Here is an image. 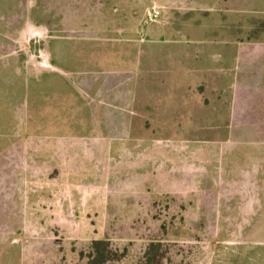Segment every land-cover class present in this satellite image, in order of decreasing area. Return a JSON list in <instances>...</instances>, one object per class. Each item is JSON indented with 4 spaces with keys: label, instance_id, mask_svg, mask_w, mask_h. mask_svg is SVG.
<instances>
[{
    "label": "rangeland",
    "instance_id": "374dc122",
    "mask_svg": "<svg viewBox=\"0 0 264 264\" xmlns=\"http://www.w3.org/2000/svg\"><path fill=\"white\" fill-rule=\"evenodd\" d=\"M67 1L63 3H72ZM73 3L70 9L65 4L57 9L65 11V17L82 18L72 21L77 30L72 37L59 40L64 48L59 60L63 71H70L69 77L82 83L93 81L103 87L106 81V92L112 93L113 86L118 85V91L123 88L118 82L119 73H127L124 97L128 104L124 101V114L131 127L127 135L103 130L109 151L105 154L100 146L89 151L84 148L89 145V134L83 127L80 133L73 132L69 125L74 118L71 116H75L73 111L66 109L63 114L59 111L61 103L55 107L53 116L59 112L62 115L51 127L59 129L54 135L60 142L64 140L66 148L70 146L67 139L72 138L82 146L81 177L73 184L74 197H65L64 211L56 207L42 237H37V229L21 230L24 234L32 231V241L40 239V245L29 244L26 236L28 242L18 245L17 254L12 253L10 258L18 256L17 264H89L92 243L107 240L120 257L111 264H148L144 259L146 250L157 242L163 246L161 264H264V182L255 180L259 186L255 193L257 212L244 213L241 210L247 206L239 195L244 190H238L237 181L223 180L224 175L217 171L219 146L228 142L225 151L244 150L251 142L249 134L215 131L202 125L209 111L198 97L202 79L197 78L193 82V125L180 132L169 122L168 101L158 99L160 90L156 91L154 79L145 77L155 67L154 51L167 55L168 48L176 43L168 24H180L176 18H182L189 7L177 8L181 14L178 17L168 0ZM189 6L200 8L196 3ZM155 11L160 13L158 18L152 16ZM24 23L18 27L17 36L1 37L0 43L16 45L22 50L17 55L24 61L41 64L35 57V43L47 52L57 38L39 25ZM202 39L199 34L192 37L194 43ZM158 65L167 67L166 63ZM51 79L44 96L57 98L72 93V85L66 84L62 76ZM211 103L215 104L214 100ZM81 119L84 121V117ZM34 120L38 122L36 117ZM91 138L99 144L102 133L96 132ZM249 167L241 169L248 168L247 172ZM243 173L241 170L232 175L242 179Z\"/></svg>",
    "mask_w": 264,
    "mask_h": 264
},
{
    "label": "crops",
    "instance_id": "0c3cea01",
    "mask_svg": "<svg viewBox=\"0 0 264 264\" xmlns=\"http://www.w3.org/2000/svg\"><path fill=\"white\" fill-rule=\"evenodd\" d=\"M68 1L72 3L0 0V38L17 36V29L24 22H29L28 26L39 25L38 28L57 38L50 46L51 51L40 48V55L35 54L41 64L24 61L23 56L17 55L22 50H17L16 45L0 43V264H17L18 256L10 257L17 254L18 245L28 241L40 245V239L32 241V231L24 234L21 230L37 229V237H42V230L48 229L51 215L58 210L56 207L61 206L60 211H64L65 197H74L73 184L82 172V146L76 145V139L72 138L67 139L70 146L66 148L64 140L60 142L54 135L59 129L51 127L62 115L59 112L53 116L55 107L61 103L59 111L63 114L66 109L73 111L75 116H71L74 118L69 125L73 132L80 133L83 127L89 134L86 138L89 145L84 147L89 151L100 146L106 154L110 146L105 143L104 131L127 135L131 127L124 114V101L128 104L124 97L127 73L113 74L120 78L118 82L123 88L118 91V85L113 86L112 93L106 92V81L103 87L93 81L82 83L70 78V71H63L59 60L64 48L59 40L72 37L77 31L72 21L82 19L65 17V11H57L64 4L72 8L75 3ZM168 3L172 12L178 13L181 6L189 8L185 7L182 18H176L181 20L180 24H168L176 43L168 48L167 55L154 51L155 67L145 77L154 79L156 91L160 90L158 99L168 101L169 122L180 132L193 125V121L190 123L193 82L197 78L202 79L198 97L205 101L204 107L209 111L204 121L202 118V125L215 131L249 134L251 142L244 150L225 151L228 142L219 146L217 171L224 175L223 180L237 181L238 190H244L239 195L247 207L241 211L255 213L257 182H264V0H168ZM194 3L200 8L192 9L189 5ZM194 34L203 39L194 43ZM159 63H166L167 67ZM61 76L66 84L72 85V93L57 98L44 96L53 82L51 77ZM155 124L162 126L160 121ZM96 132L102 133L103 139L99 140L102 143L94 144L89 139ZM244 165L250 166L249 171L241 169ZM241 170L245 175L242 179L233 177L232 173Z\"/></svg>",
    "mask_w": 264,
    "mask_h": 264
},
{
    "label": "trees",
    "instance_id": "16d2710c",
    "mask_svg": "<svg viewBox=\"0 0 264 264\" xmlns=\"http://www.w3.org/2000/svg\"><path fill=\"white\" fill-rule=\"evenodd\" d=\"M163 246L160 242L151 243L145 253L148 264H161L164 260ZM120 257L111 248L109 241H94L90 247L89 264H111L118 262Z\"/></svg>",
    "mask_w": 264,
    "mask_h": 264
},
{
    "label": "flooded vegetation",
    "instance_id": "af4514ba",
    "mask_svg": "<svg viewBox=\"0 0 264 264\" xmlns=\"http://www.w3.org/2000/svg\"><path fill=\"white\" fill-rule=\"evenodd\" d=\"M36 48H38V50H36ZM35 51H36L35 52L36 55H40V53H39L40 52V48H39V44H37V42L35 43Z\"/></svg>",
    "mask_w": 264,
    "mask_h": 264
},
{
    "label": "built area",
    "instance_id": "2783aa9c",
    "mask_svg": "<svg viewBox=\"0 0 264 264\" xmlns=\"http://www.w3.org/2000/svg\"><path fill=\"white\" fill-rule=\"evenodd\" d=\"M159 15H160V13L159 12H157V11H155L154 12V14L152 15L154 18H158L159 17Z\"/></svg>",
    "mask_w": 264,
    "mask_h": 264
},
{
    "label": "water",
    "instance_id": "95a60500",
    "mask_svg": "<svg viewBox=\"0 0 264 264\" xmlns=\"http://www.w3.org/2000/svg\"><path fill=\"white\" fill-rule=\"evenodd\" d=\"M36 50H38V48H36Z\"/></svg>",
    "mask_w": 264,
    "mask_h": 264
}]
</instances>
